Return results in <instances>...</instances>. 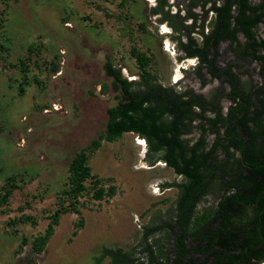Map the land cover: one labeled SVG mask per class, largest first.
I'll return each instance as SVG.
<instances>
[{"label": "rangeland", "instance_id": "374dc122", "mask_svg": "<svg viewBox=\"0 0 264 264\" xmlns=\"http://www.w3.org/2000/svg\"><path fill=\"white\" fill-rule=\"evenodd\" d=\"M120 1L0 0V187L10 175L18 183L9 202L0 205V264H109L108 257L98 261L104 246L134 247L142 255L145 230L165 219L174 206L178 192L169 183L179 181L180 175L161 160L151 163L145 140L124 132L103 141L89 158L92 172L105 177L106 185H115L114 195L80 197V213H62L41 252L30 244L58 205L57 193L67 180L73 152L104 128L106 109L115 102L117 92L105 62L111 60L124 76L138 78L130 40L123 33L126 23L137 45L154 54L153 66L163 83L192 87L207 96L226 88L219 78L202 85L195 72L196 57L179 58L176 32L150 12L154 0H127L124 5ZM196 11L202 15L199 8ZM119 15H126L127 22ZM30 43L35 45L32 51ZM226 45L221 44L219 63L232 57ZM20 58L25 59L26 71ZM52 62L58 65L56 71L50 70ZM244 67L258 80L255 62ZM250 76L241 74L244 79ZM220 97L225 110L230 101ZM212 199L209 195L200 205ZM79 219L83 225L72 235ZM161 233H150L148 239ZM23 236L28 242L19 248Z\"/></svg>", "mask_w": 264, "mask_h": 264}, {"label": "trees", "instance_id": "16d2710c", "mask_svg": "<svg viewBox=\"0 0 264 264\" xmlns=\"http://www.w3.org/2000/svg\"><path fill=\"white\" fill-rule=\"evenodd\" d=\"M207 1L211 4L205 8ZM167 5V0H158L150 12L160 14L158 20L176 32L179 58L196 57L201 84L219 78L226 83L225 90L207 96L192 87L163 83L153 66L154 54L137 45L126 23L123 33L130 40L138 78L124 76L111 60L105 62L117 92L115 102L106 109L104 128L73 152L67 180L57 193L58 205L47 215L44 230L30 240L35 252L46 247L62 213H80V197L114 195L115 185H106L105 177L92 172L89 158L103 141L130 131L145 140L151 163L161 160L180 175L179 181L169 183L178 193L170 214L145 230L142 255L134 247L104 246L98 254L100 263L108 257L109 264H264V0H190L184 15L179 10L171 13ZM197 5L204 15L208 11L212 15L195 31L199 13L192 8ZM118 17L127 22L126 15ZM144 25L138 24L141 29ZM223 42L232 57L219 63ZM34 48L33 43L28 45L30 51ZM252 62L258 80L244 67ZM52 63L50 70L56 71L58 65ZM19 64L26 71L24 58ZM242 73L250 77L244 79ZM26 81L24 75L20 90ZM106 89L103 83L102 91ZM222 94L230 101L225 110ZM14 178L8 176L1 185L0 205L9 202L18 186ZM209 195L212 201L200 205ZM82 225L83 220H77L72 235ZM157 230L161 235L148 239ZM27 242L23 236L19 248Z\"/></svg>", "mask_w": 264, "mask_h": 264}, {"label": "flooded vegetation", "instance_id": "af4514ba", "mask_svg": "<svg viewBox=\"0 0 264 264\" xmlns=\"http://www.w3.org/2000/svg\"><path fill=\"white\" fill-rule=\"evenodd\" d=\"M157 2H158V0H154V3H152L151 7L154 6V5H156ZM189 2H190V0H182V3H183V4H179V3H177L176 0H175V2L172 1V0H167V4H168V5H167L165 8L170 9V12H171V13H176V12L179 10L180 15H184V14L186 13V10H187V7H188ZM210 4H211V2H210V1H207L206 4H205V8L209 7ZM173 6H177V9L174 10V11H172V7H173ZM196 8H199V9L201 10L202 15H201L200 13H199V15H201L202 19L204 18V19H205V22H207V21L209 20V18L211 17V15H212V11H208V13L211 14V15L208 17V13H207L206 15L203 14L204 10L202 9V7H201L200 5H197V6L193 7L192 9H193L194 11H196ZM181 10H183L184 12L181 13ZM196 12H197V11H196ZM158 16H160V14H158ZM187 20H190V22H193V20H192L191 18H188ZM187 20H186V21H187ZM189 59H191V58H189Z\"/></svg>", "mask_w": 264, "mask_h": 264}]
</instances>
